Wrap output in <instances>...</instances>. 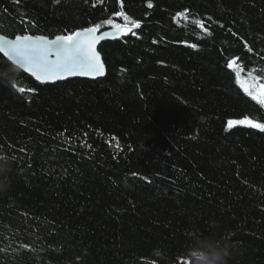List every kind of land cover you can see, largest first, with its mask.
I'll use <instances>...</instances> for the list:
<instances>
[{"label":"trees","instance_id":"1","mask_svg":"<svg viewBox=\"0 0 264 264\" xmlns=\"http://www.w3.org/2000/svg\"><path fill=\"white\" fill-rule=\"evenodd\" d=\"M96 24L131 29L101 78L42 83L0 52V264H191L213 232L264 264V132L225 130L264 123L237 78L264 84V0H0L11 38Z\"/></svg>","mask_w":264,"mask_h":264},{"label":"snow or ice","instance_id":"2","mask_svg":"<svg viewBox=\"0 0 264 264\" xmlns=\"http://www.w3.org/2000/svg\"><path fill=\"white\" fill-rule=\"evenodd\" d=\"M56 2L59 3L60 0H56ZM148 7H152L151 3ZM124 18L125 20L128 19L126 16ZM107 23L112 24V21L109 20ZM197 23L201 28L204 27L202 22ZM132 27L139 28L140 25L139 23H133ZM100 28L101 25L96 24L93 27L69 35L56 36L53 41H49L43 36L18 35L14 41L8 42L7 46L4 44V38L0 37V51L9 60L31 72L41 82L61 79L64 75L76 74L95 78L104 75V65L96 52V44L103 40L108 33L95 35ZM128 31H131V29H128ZM192 47L196 46L192 45ZM53 56H55V59L51 58ZM227 67L231 69L233 63L229 62ZM237 77H239V73H237ZM259 88V95L255 94L254 89L244 88V91L258 104L264 106V84H261ZM19 91L23 93L25 90L20 88ZM236 126H246L264 132V123L255 122L247 117L240 120H228L225 130L228 131ZM2 159L6 160L5 157Z\"/></svg>","mask_w":264,"mask_h":264},{"label":"clouds","instance_id":"3","mask_svg":"<svg viewBox=\"0 0 264 264\" xmlns=\"http://www.w3.org/2000/svg\"><path fill=\"white\" fill-rule=\"evenodd\" d=\"M0 155V176L9 168V161ZM7 190L5 180L0 179V192ZM191 264H231L233 246L227 238H217L216 234H194L186 251Z\"/></svg>","mask_w":264,"mask_h":264},{"label":"water","instance_id":"4","mask_svg":"<svg viewBox=\"0 0 264 264\" xmlns=\"http://www.w3.org/2000/svg\"><path fill=\"white\" fill-rule=\"evenodd\" d=\"M119 27H111V28H107V29H99V31L95 34L97 36L99 35H102L103 33H108V35L101 41H99L97 44H96V52L99 54L100 56V60L101 62L103 63L104 65V75L106 74V67H105V64L103 62V59H102V56L99 52V46L101 45L102 42L104 41H107V40H111V39H116L120 36H122L127 30H128V27H126L125 25H118ZM81 31V30H79ZM20 36H23V35H20ZM30 36H33V37H39V36H34V35H30ZM0 37H3L4 38V44L5 46H7V43L8 42H11V41H14L15 38H11V37H8V36H5L3 34L0 33ZM43 37H46V36H43ZM49 41H53L55 40L56 37L54 38H49V37H46ZM2 54H4L2 51H0ZM5 56V55H4ZM6 57V56H5ZM8 58V57H6ZM52 59H55V56L51 57ZM16 67L20 68L22 71H24L25 73H27L28 75L32 76L35 78V76H33L31 74V72L29 71H26L24 68L20 67L19 65H17L16 63H14L12 60H10ZM103 76H97L95 78H101ZM72 78H86V79H95L93 78L92 76H86V75H79V74H76V75H64L63 78L61 79H53V80H48V81H45V82H42V83H55V82H58V81H65V80H68V79H72ZM36 79V78H35ZM39 81V80H38ZM41 82V81H40Z\"/></svg>","mask_w":264,"mask_h":264},{"label":"rangeland","instance_id":"5","mask_svg":"<svg viewBox=\"0 0 264 264\" xmlns=\"http://www.w3.org/2000/svg\"><path fill=\"white\" fill-rule=\"evenodd\" d=\"M238 73H239V77H237V78H238L239 84L242 86V88L243 89L249 88L250 90L254 89L255 94L259 95V91H260L259 86L263 83H260L259 81H257L253 77L243 76L239 70H238ZM180 264H189V262H188V260H183V261H181Z\"/></svg>","mask_w":264,"mask_h":264}]
</instances>
